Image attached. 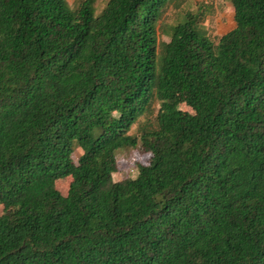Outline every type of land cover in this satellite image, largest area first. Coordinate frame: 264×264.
<instances>
[{"label":"trees","instance_id":"obj_1","mask_svg":"<svg viewBox=\"0 0 264 264\" xmlns=\"http://www.w3.org/2000/svg\"><path fill=\"white\" fill-rule=\"evenodd\" d=\"M95 2L0 0V264H264V0Z\"/></svg>","mask_w":264,"mask_h":264},{"label":"rangeland","instance_id":"obj_2","mask_svg":"<svg viewBox=\"0 0 264 264\" xmlns=\"http://www.w3.org/2000/svg\"><path fill=\"white\" fill-rule=\"evenodd\" d=\"M69 4L75 2V0H67ZM104 0H96L95 6L97 9L102 6ZM205 3L211 6V12L206 15L203 21L200 23L203 27L206 35L209 39L215 42L219 35H222L232 29L234 26V14L229 4V0H170L169 5L162 12L161 17L156 23V36L157 41L160 43L166 41L165 37L161 34V29L167 25H173L174 23L180 21L183 17L184 12L191 11L195 8L197 4ZM179 101V100H178ZM178 107L181 110L191 112V110L178 102ZM156 111V103H153L150 110L143 115L136 124H133L130 129V134H136L141 129H144L153 122V118ZM81 151L75 148L71 154V159L73 163H76ZM149 159V154H138L134 152H123L118 153L116 156V171L112 174L113 181H120L126 178H133L136 174V166L138 164L144 165ZM71 179L65 177L63 179L57 180L55 182V188L57 191L65 195L67 187ZM0 206V213H1Z\"/></svg>","mask_w":264,"mask_h":264}]
</instances>
